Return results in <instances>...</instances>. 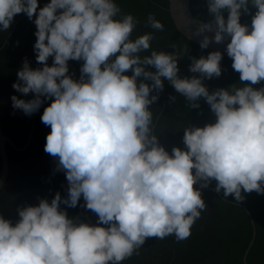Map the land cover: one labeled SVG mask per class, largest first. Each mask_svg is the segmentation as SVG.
I'll return each mask as SVG.
<instances>
[{"label":"clouds","instance_id":"clouds-1","mask_svg":"<svg viewBox=\"0 0 264 264\" xmlns=\"http://www.w3.org/2000/svg\"><path fill=\"white\" fill-rule=\"evenodd\" d=\"M38 2L0 0V30L15 14H36L34 51L43 62L33 68L25 60L13 83L35 95L11 99L31 114L54 98L41 119L51 128L44 149L58 158L69 183L63 203L74 207L83 196L101 223L68 216L59 192L50 202L18 207L15 224L0 215V264H122L148 237L187 239L207 207L202 189L213 179L215 191L236 201L244 192L264 193V86H252L264 80V0H207L213 19L194 34L214 31L203 36L202 48L230 37L232 67L241 81L251 82L212 91L203 80L221 74L220 50L192 57L190 71L200 75L182 77L178 59L184 49L152 47L153 31L133 37L140 21L117 0H49L39 9ZM249 4L256 8L251 25L240 21ZM145 23L165 27L153 13ZM70 58L83 61L78 79L69 73ZM163 78L191 107L204 98L216 117L185 127L186 147L173 146L171 153L159 143L149 107L164 88Z\"/></svg>","mask_w":264,"mask_h":264},{"label":"trees","instance_id":"trees-1","mask_svg":"<svg viewBox=\"0 0 264 264\" xmlns=\"http://www.w3.org/2000/svg\"><path fill=\"white\" fill-rule=\"evenodd\" d=\"M48 2L49 0H39L38 9ZM117 2L123 12H132L140 21L133 32V37L145 31L155 32L156 38L152 42V47L174 51L172 46L176 45L184 49V55L178 59V75L182 77L200 75L190 71L192 57L207 56L212 50L191 42L176 29L168 12V0H117ZM249 9V12L241 10V23L251 25L256 8L249 4ZM190 10L198 19L206 21L213 19V15L208 11L207 0H191ZM149 13H153L164 23L163 31L152 29L145 23ZM35 15L30 19L24 12L15 14L9 28L0 30L1 46L14 22L22 16L0 49V123L3 133L17 147H21L27 138L33 113L26 114L22 109L15 108L11 97L16 95L18 98L28 100L35 94L31 91L27 94L21 93L13 87V83L18 81L17 73L25 60L33 68L43 66V62L36 60L37 53L34 51L37 39ZM224 15L225 17L228 15L226 10ZM150 51L146 50L141 55L150 54ZM52 62L53 58L50 56L47 63L51 65ZM82 63L81 60L69 59V73L73 78H79ZM220 63L221 74L203 80L210 91L221 87L227 88L233 84L242 86L251 83L240 80V74L232 67V58L227 53L222 52ZM148 67L155 70L152 66ZM127 74L130 75L131 70H127ZM163 82L164 88L160 90L158 99L149 107L154 113L156 124L154 130L159 143L171 153L173 146L186 147L183 141L185 127L203 126L214 122L216 117L204 98L199 99L198 107H191L166 78H163ZM252 86L260 88L264 86V80ZM52 99L54 98L45 99L36 110L33 135L24 150L15 149L8 141L5 143L8 173L0 189V215L11 220L13 224L20 219L18 207L37 205L42 198H47L50 202L57 192L62 197L60 208L65 209L72 218L83 199L81 196L74 207L63 203V198L68 196L69 187L66 172L57 167L58 158L44 149L46 136L51 128L42 121L41 116ZM215 184L216 181L213 179L202 189L201 194L207 207L193 225L192 233L187 239L177 241L173 236L163 239L148 237L138 254L128 257L122 264H264V193L255 190L244 192V199L236 201L231 194L225 197L223 191H215ZM194 187H199V184H194ZM77 221L101 223L98 221V214L86 206Z\"/></svg>","mask_w":264,"mask_h":264},{"label":"water","instance_id":"water-1","mask_svg":"<svg viewBox=\"0 0 264 264\" xmlns=\"http://www.w3.org/2000/svg\"><path fill=\"white\" fill-rule=\"evenodd\" d=\"M190 1L191 0H168V12L170 14V17L173 21V24L175 25L176 29L184 36L186 37L188 40H190L191 42L200 45V41L203 39L204 35H208L209 37L214 36V31H208L205 30L204 33H201L200 35H195V29L199 26L200 23L202 22H208L206 20H201L196 18L191 10H190ZM22 16H20L13 24L11 30L9 31L7 37L5 38L4 42L2 43V45L0 46V49L4 46V44L6 43V41L8 40L9 36L11 35L12 31L15 28L16 23L18 22V20L21 18ZM230 41V37L222 42H215L214 40H212L209 45L207 47H205L206 49L209 50H220L221 52H225L226 51V46L227 43ZM35 118H36V111L33 112L32 115V119H31V123H30V127H29V132L27 135V138L24 142V144L21 147H17L4 133L2 130V126L0 123V157H1V170H0V189L3 186L6 177H7V173H8V155H7V151H6V147H5V143L8 141L15 149L17 150H24L33 135V130H34V123H35ZM85 206V201L84 199H82L81 204L79 209L77 210L76 214L73 216L74 220H77L79 218V216L82 213V210ZM243 207L245 208V206L243 205ZM254 235V234H253ZM252 240L249 244V246L251 245ZM244 261H245V256H244Z\"/></svg>","mask_w":264,"mask_h":264}]
</instances>
